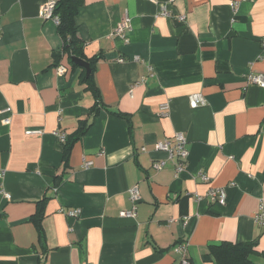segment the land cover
<instances>
[{"label": "crops", "instance_id": "1", "mask_svg": "<svg viewBox=\"0 0 264 264\" xmlns=\"http://www.w3.org/2000/svg\"><path fill=\"white\" fill-rule=\"evenodd\" d=\"M48 1L0 0V264H216L211 245L254 241L264 264V88L249 81L264 76V0H83L84 55L100 57L96 116L82 68L41 17ZM125 17L126 39L115 35ZM194 95L205 105L192 109ZM86 119L64 169L59 135ZM181 133L177 174L156 144ZM134 187L137 217H122Z\"/></svg>", "mask_w": 264, "mask_h": 264}, {"label": "trees", "instance_id": "2", "mask_svg": "<svg viewBox=\"0 0 264 264\" xmlns=\"http://www.w3.org/2000/svg\"><path fill=\"white\" fill-rule=\"evenodd\" d=\"M83 6V0H56V7L54 15L59 19L58 33L63 40V51L64 55H67L70 62L74 68H79L77 65L72 63L71 58L77 57L84 61L86 59L84 55L85 43L79 37V30L77 24V17L79 15L80 9ZM100 57L88 60L91 66L92 72L87 77L86 71L82 70L81 81L84 83L88 90L92 91L96 98V103L91 109L90 116H96L99 114L102 108V97L99 89L95 83V72L96 66L99 62ZM90 121L88 119L80 122L78 131L67 137L66 143L64 144L63 153V164L64 169L69 168V161L73 146L77 140H80L88 131L90 127ZM48 197H44L41 200V204L46 203ZM43 213L38 212L37 215L33 217V220L39 223V219L42 217ZM257 246V241L244 243V244H232V243H221L218 245H211L210 256H212L216 264H256L252 255L255 253V248ZM191 264V263H190Z\"/></svg>", "mask_w": 264, "mask_h": 264}, {"label": "built area", "instance_id": "3", "mask_svg": "<svg viewBox=\"0 0 264 264\" xmlns=\"http://www.w3.org/2000/svg\"><path fill=\"white\" fill-rule=\"evenodd\" d=\"M56 7V0H49L41 9V17L45 20H51L55 22L56 25L59 24V19L54 15ZM164 15H168V13L164 10ZM177 20L180 23L186 22V16L180 15L177 17ZM131 30V23L128 17H125L123 21L118 25L115 30V35L127 38L126 32ZM61 72H66V69L61 67ZM249 81L255 85L261 86L264 88V76L262 75H251L249 77ZM206 103L205 99L201 95H194L190 97V106L192 109H197L200 106H204ZM169 110V105L165 104L161 107L162 115H167ZM28 135L34 134V132L28 131ZM59 139L62 143H66V135H59ZM187 139L181 133L177 134L174 138V142L170 140H166L164 142H160L156 144V150L165 152L169 155L170 158L177 159L176 162V173L180 174L186 169V164L188 162L189 151L187 149ZM92 163L87 162L85 167L88 168ZM164 166L163 162H159L155 165V168L160 170ZM205 180H207L206 176H203ZM208 196L216 203L220 205H224L226 201V192L223 189H212L210 190ZM7 198H10L9 195L6 194ZM130 200L133 203V209L130 211H122L121 216L125 218L135 219L137 217V204L140 201V194L137 187H134L130 190ZM80 215L79 209H72L67 213V216L70 218H78ZM255 222L258 226L264 227V207L261 206L260 211L255 216ZM185 250L184 247L180 248V251ZM181 264H190L188 260H183Z\"/></svg>", "mask_w": 264, "mask_h": 264}, {"label": "water", "instance_id": "4", "mask_svg": "<svg viewBox=\"0 0 264 264\" xmlns=\"http://www.w3.org/2000/svg\"><path fill=\"white\" fill-rule=\"evenodd\" d=\"M71 61L72 63H74L75 65H77L78 67L84 69L86 71V76L88 77L91 72H92V69H91V66L88 62L80 59V58H77V57H72L71 58Z\"/></svg>", "mask_w": 264, "mask_h": 264}]
</instances>
